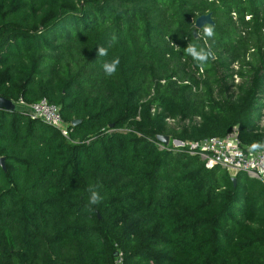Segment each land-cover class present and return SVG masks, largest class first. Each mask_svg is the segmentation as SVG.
Wrapping results in <instances>:
<instances>
[{
	"label": "trees",
	"instance_id": "obj_1",
	"mask_svg": "<svg viewBox=\"0 0 264 264\" xmlns=\"http://www.w3.org/2000/svg\"><path fill=\"white\" fill-rule=\"evenodd\" d=\"M0 96L79 120L0 108V264H264V184L171 144L264 142V0H0Z\"/></svg>",
	"mask_w": 264,
	"mask_h": 264
},
{
	"label": "built area",
	"instance_id": "obj_2",
	"mask_svg": "<svg viewBox=\"0 0 264 264\" xmlns=\"http://www.w3.org/2000/svg\"><path fill=\"white\" fill-rule=\"evenodd\" d=\"M18 109L32 118H38L56 128L64 138H69L72 123L65 122L59 106L50 103L45 97L34 103L23 99L13 102ZM171 144L175 148L184 149L187 154L199 157L206 168L219 165L234 175L238 171L245 172L250 178L260 180L264 184V150L250 152V146L243 144L237 135V127H233L223 136H211L199 140L180 141ZM159 142V141H158ZM161 147L167 144L159 142ZM114 264H123L122 255L117 252Z\"/></svg>",
	"mask_w": 264,
	"mask_h": 264
},
{
	"label": "clouds",
	"instance_id": "obj_3",
	"mask_svg": "<svg viewBox=\"0 0 264 264\" xmlns=\"http://www.w3.org/2000/svg\"><path fill=\"white\" fill-rule=\"evenodd\" d=\"M247 19L251 20V17L249 16L247 17ZM202 33L205 41L207 39L214 38L215 36L214 26L212 24L205 23L202 27ZM116 40L117 37L115 34H113L110 37L109 46H111L112 43H115ZM184 52L187 55L191 56L194 61L198 62L201 71H203L204 65L209 61L210 57L214 58L212 49L210 47H202V46L197 47V45L195 44H190L187 45V47L184 49ZM107 54H108V49L106 47L99 45L97 46V55L103 57V56H107ZM119 65H120V58L117 56L109 61H105L102 64V69L106 76L111 77L114 74H116ZM259 150H264V142L254 141L250 145L249 151L256 152ZM89 193H90L88 197L89 205H97L101 200V196L98 193V191L95 190L94 186L89 187Z\"/></svg>",
	"mask_w": 264,
	"mask_h": 264
},
{
	"label": "water",
	"instance_id": "obj_4",
	"mask_svg": "<svg viewBox=\"0 0 264 264\" xmlns=\"http://www.w3.org/2000/svg\"><path fill=\"white\" fill-rule=\"evenodd\" d=\"M205 23H209L212 24L214 26V21L212 19V13L208 12V13H204V14H200L195 18L194 21V26H195V30L193 31L194 37H196V30L197 29H201L203 27V25ZM0 108H5L6 110H13L15 109L14 103L4 97L0 96ZM79 122V120L75 119L72 120V124L75 125ZM110 127H112V124H110ZM157 140L162 143V144H168L170 138L167 135H158L157 136ZM175 143H178V140H174ZM0 165L2 167H4V157H0ZM232 181H235V177L232 176ZM115 256L117 255V252H115L114 254Z\"/></svg>",
	"mask_w": 264,
	"mask_h": 264
},
{
	"label": "rangeland",
	"instance_id": "obj_5",
	"mask_svg": "<svg viewBox=\"0 0 264 264\" xmlns=\"http://www.w3.org/2000/svg\"><path fill=\"white\" fill-rule=\"evenodd\" d=\"M230 174H231L232 176H234V173H233V172H230Z\"/></svg>",
	"mask_w": 264,
	"mask_h": 264
}]
</instances>
